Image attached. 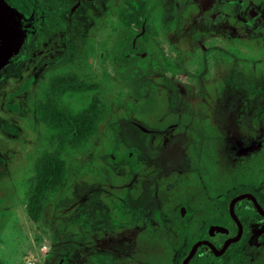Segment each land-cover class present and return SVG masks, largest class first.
Returning <instances> with one entry per match:
<instances>
[{"label": "rangeland", "instance_id": "374dc122", "mask_svg": "<svg viewBox=\"0 0 264 264\" xmlns=\"http://www.w3.org/2000/svg\"><path fill=\"white\" fill-rule=\"evenodd\" d=\"M121 1L0 0L2 264H85L92 256L88 252L90 247L98 253L103 251L106 229L121 227L117 225L120 223L117 211L111 210L112 205L117 209V200L111 198L117 197L123 176L114 172L119 162H114L113 158L120 157V150H132L137 145L144 151L148 163L158 165L166 159L165 148L160 150L162 147L151 145L152 140L145 143V136L139 135L135 125H147V117L171 110L165 99L167 80L159 69L148 70L149 77L137 78L133 76L132 65L118 58L114 48L121 32L115 28L112 13ZM183 4L185 0H163L164 9L169 13L175 8L179 12ZM257 5L264 7V0H257ZM52 8H55L53 16L48 18L46 13ZM258 17L255 24H251L253 35L232 42L219 27H211L215 32L199 39L204 48L210 47L216 52L232 48L236 52L232 78L228 77L231 83L221 87L217 104L223 120L221 138L227 154L241 155L249 148L256 150L261 136V115L253 117L254 112H264V20ZM181 26L178 24L168 33L165 26L155 23L151 16L150 35L138 44L141 51L149 54L147 63L155 58L159 62L172 58L179 63L178 70L188 73L189 77L202 67V62L198 59L199 45L181 39L185 31ZM139 31L135 28V32ZM152 32L157 35H151ZM180 46L194 48V62L189 63L187 52L179 49ZM216 52L209 57L207 65L209 82L218 68L224 70L225 66L229 72V63L224 65L222 55ZM58 71L95 81L98 88L93 93L106 105L108 116L88 147L67 158L64 182L44 208L39 227H36L27 218L25 205L35 175L34 164L42 152L50 150L51 144H44L37 134L32 102L39 93L40 84ZM188 77L181 76L178 81L188 87L190 98L186 100L194 102L200 89ZM91 94H69L64 103L80 108ZM186 107L184 102L177 104L181 111ZM169 121L163 120L157 129L162 130ZM114 146L112 157L109 151ZM259 170L258 174H250L248 182L237 184L235 192L256 194L259 188L264 190V167ZM106 199L111 200L107 202ZM180 207L179 203L173 205L172 222L177 221ZM145 212L152 214L148 209ZM110 232V240H116L117 233ZM180 247L174 249V255H180Z\"/></svg>", "mask_w": 264, "mask_h": 264}, {"label": "flooded vegetation", "instance_id": "af4514ba", "mask_svg": "<svg viewBox=\"0 0 264 264\" xmlns=\"http://www.w3.org/2000/svg\"><path fill=\"white\" fill-rule=\"evenodd\" d=\"M136 1L141 4L140 0ZM124 2L122 0L115 9ZM164 8L163 0H150L147 24L131 28L134 31L131 44L117 55L122 61L132 65L133 76L149 77L148 70L159 69L163 73L161 76H165L167 80L165 99L171 110L147 117V125H135L139 135L145 136V143L152 140L151 145L162 147L160 150L165 148L167 156L165 160L158 161V165L151 164L143 156L144 151L134 145L135 149L120 150V157L113 158L114 162H119L114 172L123 176L117 197L113 195L114 198H111L117 200V209L110 206L111 210L117 211L120 220L117 225L121 227L106 229L103 251L98 253L90 247L88 252L92 256L85 264H182L192 245L198 241H207L219 253L215 254L211 247L201 244L196 251L203 247L202 252L208 255L196 257L195 264H264V216L259 214L248 197L233 205L239 224L229 212L231 200L240 195L252 196L264 211L262 187L256 194L235 192L237 184L248 182L250 174H258L259 169L264 167V112L253 114L254 119L260 115L262 118L259 129L261 136L255 146L256 150L249 148L241 155L236 152L227 154L222 143L223 120L217 104L221 87L232 78L236 52L232 48L216 52L213 48L202 47L199 40L202 35L215 32L211 27H219L232 42L253 35L251 24H255L258 16L264 20V7L257 5V0H185L179 12L175 8L169 13ZM114 11L112 17L116 22ZM151 16L155 23L165 26V32L168 33L181 24L185 30L181 39L199 45L198 59L202 62V67L195 75L188 77V73H181L177 68L179 63H175L172 58H164L160 62L155 58L150 63L146 62L149 54L140 50L138 41L150 35L148 24ZM262 24L264 26V21ZM135 28L140 31L135 32ZM116 30L121 32L119 39L126 35L124 31L118 28ZM151 35H157V32H152ZM179 49L187 52L189 63L194 62L196 58L193 47L180 46ZM215 52L222 55L224 65L229 63V72L225 66L224 70L218 68L209 82L207 65L209 57L215 56ZM160 57L162 55H158ZM142 58L145 60L141 63ZM181 76L191 78L199 87L194 102L186 100L190 96L188 87L178 81ZM199 100L202 102L198 103ZM180 102L186 104V109L181 111L177 108ZM163 120H170V123L162 130L157 129ZM252 132L249 135L251 140ZM143 147L147 148L145 145ZM110 149L112 156L116 146ZM243 177L245 179L241 180ZM111 199L106 201L110 202ZM243 200L250 201L256 216L243 219L237 216L235 206ZM176 203L181 204L177 223L172 222L171 215ZM130 208H135V212ZM146 209L152 214H147ZM238 227H241L238 238L222 250L227 240L237 236ZM110 231L117 233L116 240H110ZM188 241L192 243L183 255ZM114 243L115 246L112 245ZM175 245L177 246L174 247ZM178 246H181L180 255H174V249Z\"/></svg>", "mask_w": 264, "mask_h": 264}, {"label": "trees", "instance_id": "16d2710c", "mask_svg": "<svg viewBox=\"0 0 264 264\" xmlns=\"http://www.w3.org/2000/svg\"><path fill=\"white\" fill-rule=\"evenodd\" d=\"M140 1L141 4H137L136 0H125L124 4L114 11L116 28L126 33L118 40L116 54L120 55L131 44L134 37V31L131 29L133 26L141 27L147 24L150 0ZM53 10L55 8H52L49 14L46 13L48 18L53 16ZM144 60L142 58L140 62ZM97 88L95 81L82 79L75 73L60 71L48 77L39 86V93L32 102L35 126L40 140L44 144H51V148L48 152H42L34 164L35 175L25 205V214L36 227H39L44 208L64 182L67 158L72 153L84 151L88 147L101 122L108 116L106 105L93 93ZM81 93H92L84 106L74 108L64 103L66 95ZM235 213L241 219L256 216L248 200L239 202L235 206ZM35 238L39 241L37 236ZM191 243L192 241H188L183 255ZM202 250L203 247H200L196 251L189 264L197 263L196 257L200 255H208Z\"/></svg>", "mask_w": 264, "mask_h": 264}, {"label": "water", "instance_id": "95a60500", "mask_svg": "<svg viewBox=\"0 0 264 264\" xmlns=\"http://www.w3.org/2000/svg\"><path fill=\"white\" fill-rule=\"evenodd\" d=\"M245 197H248V198L253 202V204H254L256 210L259 212V214H261V215L264 216V211L260 208V206L257 204V202L255 201V199H254L252 196H250V195H240V196H237V197H235L234 199H232L231 202H230V204H229V212H230V215H231V217L235 220V222H236L237 224H239V222H238V220H237V218H236V216H235V214H234V212H233V205H234V203H235L236 201H238V200H240V199H242V198H245ZM238 228H239V229H238V234H237V236L234 237V238H231V239L227 240L226 243H224V245H223V247H222V250L226 247V245H227L228 243H230V242H232V241H235V240L238 238V236H239V234H240V231H241V227H238ZM201 244H206V245H208L209 247H211V249L213 250V252H214L215 254L219 253V252H216L215 249H214V248H213V247H212L207 241H198V242H196V243H194V244L192 245V247L190 248V250H189V252L187 253L186 257L184 258L182 264H187L188 260L194 255V253H195L197 247H198L199 245H201Z\"/></svg>", "mask_w": 264, "mask_h": 264}]
</instances>
